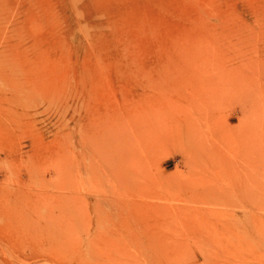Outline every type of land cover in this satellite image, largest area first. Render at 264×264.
I'll return each instance as SVG.
<instances>
[{"label":"rangeland","instance_id":"obj_1","mask_svg":"<svg viewBox=\"0 0 264 264\" xmlns=\"http://www.w3.org/2000/svg\"><path fill=\"white\" fill-rule=\"evenodd\" d=\"M0 264H264V0H0Z\"/></svg>","mask_w":264,"mask_h":264},{"label":"bare ground","instance_id":"obj_2","mask_svg":"<svg viewBox=\"0 0 264 264\" xmlns=\"http://www.w3.org/2000/svg\"><path fill=\"white\" fill-rule=\"evenodd\" d=\"M163 104H164V103H163ZM173 104H174V103H173ZM170 105H171V104H170ZM162 108H163V107H162ZM169 108H171V106H169ZM175 108H176V107H175ZM155 111H156V110H155ZM152 112H153V111H152ZM165 112L167 113L166 110L164 111V113H165ZM174 112H175V110H174V111H169V110H168V114H169L170 116H174V115H175ZM178 112H179V111H178ZM196 112H197V111H196ZM164 113L162 112V114H164ZM193 113H194V112H193ZM182 114H183V112H182ZM196 114H197V113H196ZM148 115H149V114H148ZM183 115H186V114L184 113ZM153 116H154V115H153ZM157 116H158V115H157ZM159 116H161V115L159 114ZM159 116H158V117H159ZM177 116H178V115H177ZM166 117H167V116H166ZM182 117H183V116H182ZM184 117H186V116H184ZM189 117H190V116H189ZM172 118H173V117H172ZM178 118H179V117H178ZM182 119H183V118H182ZM148 121H149V120H148ZM155 122H156V121H155ZM156 123H157V122H156ZM153 125H155V124L153 123ZM157 125H158V124H157ZM157 125H156V126H157ZM155 129H156V128H155ZM156 131H157V130H156ZM159 131H160V130H159ZM151 133H152V132H151ZM188 139H189V138H188ZM117 149H118V148H117ZM119 150H120V149H119ZM122 151H123V150H122ZM127 154H128V153H127Z\"/></svg>","mask_w":264,"mask_h":264}]
</instances>
